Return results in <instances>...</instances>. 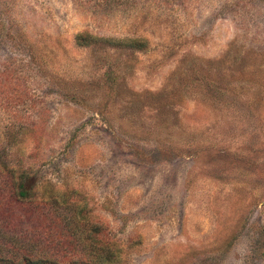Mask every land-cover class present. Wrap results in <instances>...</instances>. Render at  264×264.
I'll list each match as a JSON object with an SVG mask.
<instances>
[{"label":"rangeland","instance_id":"obj_1","mask_svg":"<svg viewBox=\"0 0 264 264\" xmlns=\"http://www.w3.org/2000/svg\"><path fill=\"white\" fill-rule=\"evenodd\" d=\"M0 187L49 256L264 264V0H0Z\"/></svg>","mask_w":264,"mask_h":264},{"label":"trees","instance_id":"obj_2","mask_svg":"<svg viewBox=\"0 0 264 264\" xmlns=\"http://www.w3.org/2000/svg\"><path fill=\"white\" fill-rule=\"evenodd\" d=\"M26 179V174L22 173L16 190L11 193L22 204L36 201L35 197L32 198L35 193L32 189L33 184L27 183ZM3 189L0 187V264H87V259L85 261L76 256L71 260L67 259L66 256H49L47 250L44 249L47 245L46 241L48 242L49 239L44 234L40 235L39 241L33 242L26 231L20 232V228L23 229V221L17 214L10 212V209L7 208L9 202L5 200L6 194H4ZM36 206L37 209L41 210L40 203H36ZM20 235L26 239L30 238L29 241H23ZM38 245L42 247L38 249ZM71 246L74 248L75 253L84 251L85 247L79 242H73Z\"/></svg>","mask_w":264,"mask_h":264}]
</instances>
